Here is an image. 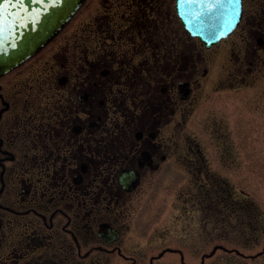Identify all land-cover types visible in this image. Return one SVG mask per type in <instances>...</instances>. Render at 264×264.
Segmentation results:
<instances>
[{
	"label": "flooded vegetation",
	"instance_id": "af4514ba",
	"mask_svg": "<svg viewBox=\"0 0 264 264\" xmlns=\"http://www.w3.org/2000/svg\"><path fill=\"white\" fill-rule=\"evenodd\" d=\"M111 1L84 45L77 37L59 50L54 40L0 77V264H92L95 253L96 262L135 264L140 241L152 244L155 233L139 206L143 186L191 175L196 195L186 202L217 219L237 208L225 198L235 180L220 189V166L241 170L242 185L253 163L264 168V148L251 147L252 128L264 133V0H242L239 25L211 47L189 37L175 0ZM196 98L210 107L214 130L228 119L226 146L201 136L188 144ZM239 203L251 212L246 191ZM181 247L159 257L185 263Z\"/></svg>",
	"mask_w": 264,
	"mask_h": 264
},
{
	"label": "rangeland",
	"instance_id": "374dc122",
	"mask_svg": "<svg viewBox=\"0 0 264 264\" xmlns=\"http://www.w3.org/2000/svg\"><path fill=\"white\" fill-rule=\"evenodd\" d=\"M107 1L108 3L112 2L111 0H87V3L75 16L73 21L55 39V42L51 45L52 48L56 45L55 49H70L72 41H75L77 37H79V43L84 45L83 37L86 33H89V28L95 26V21L93 20L99 14L104 13L103 6L108 4ZM108 12L112 15L115 13L111 9ZM191 39L199 46L200 43L197 39ZM94 43L99 46L98 42ZM59 52L61 53V51ZM201 104V100L196 98L192 102V105L188 106L187 128L183 131V135L187 136L188 144L194 146L197 137L201 136L205 139L210 138V144L207 141L204 144L206 146L214 148L216 146H226L223 145V142L228 139L229 133L225 132L226 138H224V133L220 132L223 130L221 125H226L228 119L224 117L225 115H221L220 118L223 121L216 126V130L218 127L220 128L217 132L219 134L213 136L211 131L216 130L213 129V120H209L208 118V115L211 113L208 112L210 107H201ZM254 129L252 128L251 133V147L263 149L264 133H261L259 129ZM223 138L224 140L222 141ZM255 153L257 154H252L253 161L260 156L258 152ZM176 173L177 175H175ZM242 173L238 169L233 172L220 166L218 170L219 178L222 181L219 182L220 189H223L221 185L227 179L232 178L235 180H233L234 184L230 186L227 185L230 184L228 183L229 180L226 181L228 190L225 198L234 199L237 208L236 212L230 217L225 216L229 215L226 212L227 208L220 210L224 214L220 213L221 216L217 219L199 216L198 213L193 211L191 207L192 203L186 202V197L189 198L190 195H196L195 183L189 180L191 179V175L186 177V174L182 171H176L171 175L172 179L166 185L143 186L141 188V195L139 196L142 202L139 206L140 208L143 206V208L145 207L149 211V226L155 229V233L152 244L144 245L140 241L139 246L135 249V252H137L135 264H264V252H262L264 247V229L261 230L260 234L243 229L244 226L264 228V168L260 169L258 165L255 166L253 163L252 168L248 171V181L245 182V185L239 182V177ZM244 191L249 194V198L251 197L252 200V210L245 215L240 212L241 209H238ZM216 196L218 195L215 194V198H217ZM256 206H258V211L256 210ZM224 207H227L226 203ZM198 228H207V230H204L202 233V230L200 231ZM214 228H219V231L216 233L213 230ZM226 228L229 230H224ZM170 244L173 248H180L179 244L186 246V250L181 247L185 254V263L179 261V255L169 257V254H165V256L159 257ZM217 244H225L230 250L219 249L214 253L213 247ZM152 251L153 253H151ZM95 254H93V261L95 262L92 264H125L115 256H112L111 259L108 257L110 262L107 260L102 261L101 259L98 260L99 262H96ZM150 254L155 256V260L152 263L149 261ZM203 255L207 256L203 258Z\"/></svg>",
	"mask_w": 264,
	"mask_h": 264
},
{
	"label": "water",
	"instance_id": "95a60500",
	"mask_svg": "<svg viewBox=\"0 0 264 264\" xmlns=\"http://www.w3.org/2000/svg\"><path fill=\"white\" fill-rule=\"evenodd\" d=\"M86 0H0V76L43 49ZM192 36L208 46L227 37L242 15L241 0H178Z\"/></svg>",
	"mask_w": 264,
	"mask_h": 264
}]
</instances>
